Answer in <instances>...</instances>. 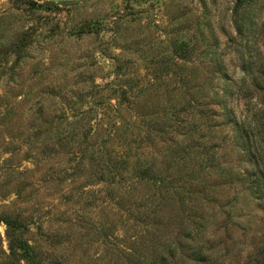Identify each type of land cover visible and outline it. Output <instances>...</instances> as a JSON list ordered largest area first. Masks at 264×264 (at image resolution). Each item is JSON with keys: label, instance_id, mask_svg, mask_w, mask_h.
<instances>
[{"label": "rangeland", "instance_id": "obj_1", "mask_svg": "<svg viewBox=\"0 0 264 264\" xmlns=\"http://www.w3.org/2000/svg\"><path fill=\"white\" fill-rule=\"evenodd\" d=\"M256 84L264 0H0V264H264Z\"/></svg>", "mask_w": 264, "mask_h": 264}, {"label": "trees", "instance_id": "obj_2", "mask_svg": "<svg viewBox=\"0 0 264 264\" xmlns=\"http://www.w3.org/2000/svg\"><path fill=\"white\" fill-rule=\"evenodd\" d=\"M256 87L258 89L261 88L264 89L263 86L261 87L260 85L257 84ZM259 113L260 115L256 116L255 124L251 125V127H249L250 125L245 126L241 124L243 130L247 129V127L251 128L252 131L257 130V133L261 130L263 124L261 123L260 116H262L261 114L264 113L263 107L259 108ZM244 131L248 132L247 130ZM1 220L5 224V235L8 241V247L10 249V252L15 255H20L22 258H24L27 261L28 264H39L38 261L35 259V256L28 242L22 238L20 233H18V231H20L23 228L21 222L16 220L15 218H11L10 216H3Z\"/></svg>", "mask_w": 264, "mask_h": 264}, {"label": "water", "instance_id": "obj_3", "mask_svg": "<svg viewBox=\"0 0 264 264\" xmlns=\"http://www.w3.org/2000/svg\"><path fill=\"white\" fill-rule=\"evenodd\" d=\"M47 1H51V2H55V3H61V2H78L81 0H47Z\"/></svg>", "mask_w": 264, "mask_h": 264}]
</instances>
